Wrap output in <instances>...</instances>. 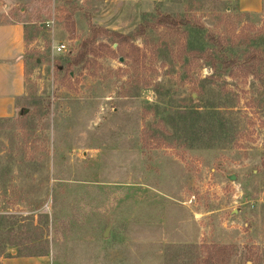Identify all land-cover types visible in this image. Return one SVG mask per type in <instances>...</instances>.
<instances>
[{
  "label": "rangeland",
  "instance_id": "rangeland-1",
  "mask_svg": "<svg viewBox=\"0 0 264 264\" xmlns=\"http://www.w3.org/2000/svg\"><path fill=\"white\" fill-rule=\"evenodd\" d=\"M10 17L27 93L0 119V264H197L228 245L226 264H264V0H0Z\"/></svg>",
  "mask_w": 264,
  "mask_h": 264
},
{
  "label": "crops",
  "instance_id": "crops-1",
  "mask_svg": "<svg viewBox=\"0 0 264 264\" xmlns=\"http://www.w3.org/2000/svg\"><path fill=\"white\" fill-rule=\"evenodd\" d=\"M6 22L0 21V119L17 114L27 93L24 55L20 52L23 28L11 17ZM3 264H49V260L46 256L13 255Z\"/></svg>",
  "mask_w": 264,
  "mask_h": 264
},
{
  "label": "trees",
  "instance_id": "trees-1",
  "mask_svg": "<svg viewBox=\"0 0 264 264\" xmlns=\"http://www.w3.org/2000/svg\"><path fill=\"white\" fill-rule=\"evenodd\" d=\"M158 23L160 25H163L164 26H178L179 24L181 25H185L187 24L186 22L184 21H180V20H175V19H172L170 16H163L161 17V19H158ZM101 31V30H100ZM97 34V31L96 30H92V36L89 37L88 39H86L84 42H82L81 46V50L79 51V53L77 54L76 58L74 59H69L66 61V65H77L79 64L80 62H83L85 60H88L86 58V55H88V53H90V49L92 47V44L96 38V35ZM244 62L245 63H248L249 65H251L250 67V73H254V66L256 63L258 62H261V58L258 57V62H257V58H249L247 59L246 57L243 58ZM263 62V61H262ZM220 63L222 65H225V66H229L232 65V64H236L237 63V59H231V58H224L220 61ZM261 78H264V74H263V77ZM264 81V80H263ZM232 249V246H220V247H216V249L212 250L211 252L207 250V252H205V256L203 259H201V261L198 260L197 264H226L228 263V258L231 254V250Z\"/></svg>",
  "mask_w": 264,
  "mask_h": 264
},
{
  "label": "built area",
  "instance_id": "built-area-1",
  "mask_svg": "<svg viewBox=\"0 0 264 264\" xmlns=\"http://www.w3.org/2000/svg\"><path fill=\"white\" fill-rule=\"evenodd\" d=\"M64 48H65V45H64L63 43H59V44L55 47V51H56V52H61Z\"/></svg>",
  "mask_w": 264,
  "mask_h": 264
},
{
  "label": "water",
  "instance_id": "water-1",
  "mask_svg": "<svg viewBox=\"0 0 264 264\" xmlns=\"http://www.w3.org/2000/svg\"><path fill=\"white\" fill-rule=\"evenodd\" d=\"M235 178V176H231L230 179L233 180Z\"/></svg>",
  "mask_w": 264,
  "mask_h": 264
}]
</instances>
